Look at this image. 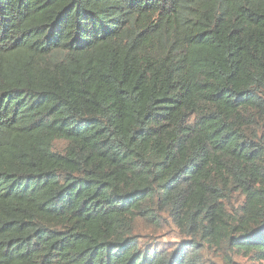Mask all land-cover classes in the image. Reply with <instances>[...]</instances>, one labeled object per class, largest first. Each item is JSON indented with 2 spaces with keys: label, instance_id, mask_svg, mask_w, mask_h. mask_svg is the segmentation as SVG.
Returning a JSON list of instances; mask_svg holds the SVG:
<instances>
[{
  "label": "trees",
  "instance_id": "trees-1",
  "mask_svg": "<svg viewBox=\"0 0 264 264\" xmlns=\"http://www.w3.org/2000/svg\"><path fill=\"white\" fill-rule=\"evenodd\" d=\"M210 254L264 264V0H0V264Z\"/></svg>",
  "mask_w": 264,
  "mask_h": 264
},
{
  "label": "rangeland",
  "instance_id": "rangeland-1",
  "mask_svg": "<svg viewBox=\"0 0 264 264\" xmlns=\"http://www.w3.org/2000/svg\"><path fill=\"white\" fill-rule=\"evenodd\" d=\"M66 142L63 140H58L55 142V149L59 151H64ZM138 236H140L139 241L142 248L148 247H159V248H170L172 245L179 243L185 239L181 235L179 229L174 225H170L164 229H157L150 227L145 224L143 221H138L136 224ZM212 260H216L218 263L222 264L221 260L218 257H214L213 254L208 255ZM235 264H251L250 261L243 257L235 259Z\"/></svg>",
  "mask_w": 264,
  "mask_h": 264
}]
</instances>
